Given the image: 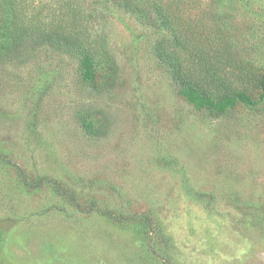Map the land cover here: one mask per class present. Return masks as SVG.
<instances>
[{
	"label": "rangeland",
	"instance_id": "1",
	"mask_svg": "<svg viewBox=\"0 0 264 264\" xmlns=\"http://www.w3.org/2000/svg\"><path fill=\"white\" fill-rule=\"evenodd\" d=\"M74 1L90 16L94 82L76 50L0 49V264H264V99L195 106L157 55L168 30ZM25 2L32 16L63 9ZM213 13L218 41L264 74V0ZM11 17L0 0V46Z\"/></svg>",
	"mask_w": 264,
	"mask_h": 264
},
{
	"label": "trees",
	"instance_id": "2",
	"mask_svg": "<svg viewBox=\"0 0 264 264\" xmlns=\"http://www.w3.org/2000/svg\"><path fill=\"white\" fill-rule=\"evenodd\" d=\"M10 1L12 17L8 22L6 39L0 46L3 53L9 56L20 51L26 40L36 42L37 45L42 43L61 45L64 49L76 50L81 54L85 78L91 82L95 81L98 61L89 47L90 16L81 3L62 0L63 9L59 11L57 7L49 8V17L45 18L42 16L44 6L37 11L38 14L32 16L25 0ZM104 1L135 13L146 24L158 25L168 30L171 37L157 42V55L171 69L180 87V93L195 106L221 113L237 102L256 106L264 99V74L258 75L250 69L246 71V67L238 64L228 39L221 38L218 41V36L212 32L219 23L216 13H213L215 16H212L214 18L211 21L206 19L210 9L220 7L221 0L93 2L100 5L104 4ZM84 3L85 0L83 6ZM82 12L85 13V19L82 18ZM236 77L243 88L236 86L234 82ZM253 87L261 89L259 100L249 93ZM88 127L90 131H94L93 124H88ZM24 178L28 179L27 176ZM26 183L38 187L51 181L43 176ZM57 188L62 190L60 186ZM2 237L3 234L0 232V247Z\"/></svg>",
	"mask_w": 264,
	"mask_h": 264
}]
</instances>
